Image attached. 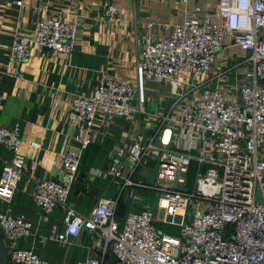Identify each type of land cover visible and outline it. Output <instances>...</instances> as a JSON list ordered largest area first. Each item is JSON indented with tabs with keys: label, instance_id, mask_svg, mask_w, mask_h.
Listing matches in <instances>:
<instances>
[{
	"label": "built area",
	"instance_id": "built-area-1",
	"mask_svg": "<svg viewBox=\"0 0 264 264\" xmlns=\"http://www.w3.org/2000/svg\"><path fill=\"white\" fill-rule=\"evenodd\" d=\"M103 16L120 20L115 5H107ZM153 26L148 21L137 40L134 83L101 79L90 95L71 99L67 117L79 150H67L61 157L62 177L37 180L33 196L45 213L67 205L97 115L143 112L151 78L167 85L176 103L181 102L178 117L161 116L150 138L137 135L129 145L117 147L99 174L122 187L156 192V210L162 213L156 219L173 229L156 228L151 206L131 210L122 219L111 199H100L87 214L67 207L64 231L51 238L67 243L87 231L94 252L62 264H104L109 253L116 264H264V0H217L215 16L193 5L163 37L151 35ZM77 32L75 21L44 17L31 35L13 39L10 57L22 62L32 49L69 54ZM228 44L241 52L235 66L243 73L222 84L229 69L213 70ZM21 144L19 127L0 126V147L12 154L0 162V198L6 201L25 174ZM151 165L152 182L135 179L137 171L145 176ZM191 171L195 181L189 190ZM30 227L23 216L0 211L9 264L44 263L33 250L15 245L30 235Z\"/></svg>",
	"mask_w": 264,
	"mask_h": 264
},
{
	"label": "crops",
	"instance_id": "crops-1",
	"mask_svg": "<svg viewBox=\"0 0 264 264\" xmlns=\"http://www.w3.org/2000/svg\"><path fill=\"white\" fill-rule=\"evenodd\" d=\"M216 4L217 0H0V126L19 127L25 170L11 200L0 198V211L23 216L31 225L30 235L19 239L17 247L33 250L43 264L82 261L94 252L89 232L81 231L67 243L51 238L64 231L67 207L87 214L100 199H111L116 201V217L122 219L131 210L151 206L145 198L152 193L145 188L122 187L112 177L99 174L114 159L117 147L129 145L137 135L150 138L161 116L178 117L181 102L176 103L167 85L151 78L146 81L143 112L123 117L97 115L67 205L45 213L33 193L37 180L60 179L62 155L69 149L79 150L75 127L67 117L71 99L90 95L101 79L135 82L136 43L148 21L154 22L151 35L163 37L193 5H201L206 14L215 16ZM107 5L118 8L119 21L104 18ZM44 17L77 23L72 51L41 53L32 49L26 60L13 61L9 52L13 39L31 35ZM240 57L241 52L230 44L220 49L213 71L229 69L222 84L242 75L243 68L235 66ZM11 155L0 147V162ZM150 169L154 171V166L147 171ZM107 257L104 264L114 260L111 253Z\"/></svg>",
	"mask_w": 264,
	"mask_h": 264
},
{
	"label": "rangeland",
	"instance_id": "rangeland-1",
	"mask_svg": "<svg viewBox=\"0 0 264 264\" xmlns=\"http://www.w3.org/2000/svg\"><path fill=\"white\" fill-rule=\"evenodd\" d=\"M139 171H137L135 173V179H139V180H142L144 182H152L154 180V171H147V175L143 176V175H140L138 174ZM194 181H195V175H194V172L191 171L188 175V189L191 190L193 188V185H194ZM157 199H158V194L156 192H152V194H149V199L148 198H145V201H148L150 202V205L151 207L154 209V215H155V226L157 229L163 231V232H170L173 227H170L169 225L167 224H164L161 220L159 219H156V218H159L158 215L162 216V213H159L157 215V210H156V205H157ZM180 218L177 217L176 218V221H179Z\"/></svg>",
	"mask_w": 264,
	"mask_h": 264
},
{
	"label": "water",
	"instance_id": "water-1",
	"mask_svg": "<svg viewBox=\"0 0 264 264\" xmlns=\"http://www.w3.org/2000/svg\"><path fill=\"white\" fill-rule=\"evenodd\" d=\"M0 264H9L3 240L0 235Z\"/></svg>",
	"mask_w": 264,
	"mask_h": 264
},
{
	"label": "trees",
	"instance_id": "trees-1",
	"mask_svg": "<svg viewBox=\"0 0 264 264\" xmlns=\"http://www.w3.org/2000/svg\"><path fill=\"white\" fill-rule=\"evenodd\" d=\"M107 258H108V257H107ZM107 258H106V259H107ZM108 261H110L108 264H116V263H115V260H108ZM106 264H107V263H106Z\"/></svg>",
	"mask_w": 264,
	"mask_h": 264
}]
</instances>
